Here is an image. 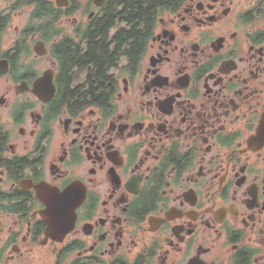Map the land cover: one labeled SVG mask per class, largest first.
I'll list each match as a JSON object with an SVG mask.
<instances>
[{
	"label": "flooded vegetation",
	"instance_id": "obj_1",
	"mask_svg": "<svg viewBox=\"0 0 264 264\" xmlns=\"http://www.w3.org/2000/svg\"><path fill=\"white\" fill-rule=\"evenodd\" d=\"M0 264H264V0H0Z\"/></svg>",
	"mask_w": 264,
	"mask_h": 264
},
{
	"label": "trees",
	"instance_id": "obj_2",
	"mask_svg": "<svg viewBox=\"0 0 264 264\" xmlns=\"http://www.w3.org/2000/svg\"><path fill=\"white\" fill-rule=\"evenodd\" d=\"M166 4H167V0H150V8L155 6V5H166ZM138 27H139V25L136 28H138ZM136 28L131 33H127V34L124 33V34H122V36L120 35L121 39H124V38L133 39V38H135L134 37V35H135L134 31H136ZM107 51H108V49L105 48L104 42H101L96 46V49L90 50L89 53L85 56V58L90 63L99 64L100 67L102 68V70H104L108 67V65L111 63V60H112V55H109ZM73 53H74V59L76 60L77 59V52L75 51ZM72 65H73V61H67V66L72 67Z\"/></svg>",
	"mask_w": 264,
	"mask_h": 264
}]
</instances>
